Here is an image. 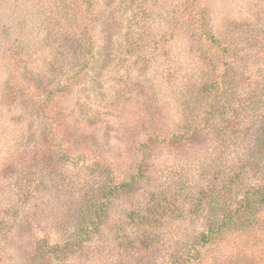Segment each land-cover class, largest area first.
Returning a JSON list of instances; mask_svg holds the SVG:
<instances>
[{
    "label": "rangeland",
    "instance_id": "1",
    "mask_svg": "<svg viewBox=\"0 0 264 264\" xmlns=\"http://www.w3.org/2000/svg\"><path fill=\"white\" fill-rule=\"evenodd\" d=\"M91 1L94 15L105 21L96 26L94 70L70 93L56 87L50 107L38 116L28 99L36 93L35 78L61 74L49 66L59 46L46 40L48 2L0 0V264H264V207L246 229L239 222L210 244H199L205 226L194 223L190 197L199 196L212 165L223 160L215 161L212 140L157 145L141 187L113 197L107 208V225L127 223L133 203L151 202L155 192L166 202L159 224L140 230L131 222L124 230L104 225L101 235L67 257L36 261L41 245L54 246L72 235L73 218L92 185L85 184L95 181L87 164L102 159L123 180L134 169L136 147L151 131L177 130L172 73L183 37L172 24L176 12L184 18V0ZM191 1L206 10L217 37L230 42L234 36L249 59L246 69L262 60L255 44L264 37L257 32L264 30V0ZM64 30L61 24L56 32ZM13 90L16 101L7 98ZM258 109L262 114L264 104ZM66 130L94 147L87 161L79 158V148L66 151Z\"/></svg>",
    "mask_w": 264,
    "mask_h": 264
},
{
    "label": "trees",
    "instance_id": "2",
    "mask_svg": "<svg viewBox=\"0 0 264 264\" xmlns=\"http://www.w3.org/2000/svg\"><path fill=\"white\" fill-rule=\"evenodd\" d=\"M47 2L49 30L46 40L49 43L58 41L59 46L49 66L61 74L57 78H35L39 80L37 90L34 97L28 99L38 116H43L45 109L50 107L56 87L70 93L88 80L95 65L92 60H95L96 26L105 22L102 16L97 18L94 15L91 0ZM182 5L184 18L176 12L173 17L177 20L172 24L173 32L183 37L178 41L182 57L175 61L177 67L172 73L174 99L179 107L177 130L151 131L152 134L136 147L134 169L123 180H119L114 169L102 159L94 160L91 166L87 164V174L95 181L89 180L85 184L92 185L75 213L72 235L54 246L41 245L34 254L36 261L41 263L52 256L67 257L68 252L82 249L85 242L101 235L104 225L111 230H124L131 222V228L135 226V230H140L146 224H159L166 217L163 214L166 202L154 192L151 202L133 203L127 223L107 225V208L111 199L122 193L134 194L141 187L157 145L170 147L180 142L187 146L212 140L215 161L219 156L223 158L212 165L209 184L201 187L199 196L189 195L193 199L192 207L195 205V209H191L196 219L194 223L203 221L205 226L199 238L200 245L210 244L214 237L239 222L242 223L239 228L246 229L253 215L255 218L258 210L264 207V112L260 114L258 111V106L264 104V37L255 44L262 60L254 65V70L246 69L244 63L249 59L240 54L234 36L230 42H225L208 24L204 8L191 0H184ZM61 24L66 31L59 34L56 31ZM1 26L9 33L5 24ZM260 31L264 32L263 29L257 32ZM162 49L165 51V45ZM18 67L16 62L14 68ZM16 92L11 91L7 98L16 101L14 96L11 97ZM64 134L68 136L66 151L69 153L71 149L79 148L83 151L79 158L87 161L89 151H94V147L71 131L66 130Z\"/></svg>",
    "mask_w": 264,
    "mask_h": 264
}]
</instances>
